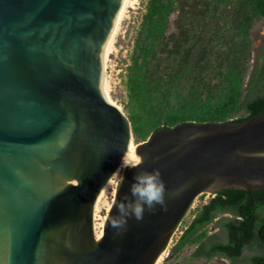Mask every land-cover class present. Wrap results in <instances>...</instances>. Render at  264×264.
<instances>
[{
    "label": "water",
    "instance_id": "obj_1",
    "mask_svg": "<svg viewBox=\"0 0 264 264\" xmlns=\"http://www.w3.org/2000/svg\"><path fill=\"white\" fill-rule=\"evenodd\" d=\"M120 3L0 0V264H157L201 193L264 189V111L184 122L128 153L96 238L95 201L134 142L129 117L101 92ZM135 157L143 163L127 167ZM154 169L163 204L139 221L121 215L136 173Z\"/></svg>",
    "mask_w": 264,
    "mask_h": 264
},
{
    "label": "trees",
    "instance_id": "obj_2",
    "mask_svg": "<svg viewBox=\"0 0 264 264\" xmlns=\"http://www.w3.org/2000/svg\"><path fill=\"white\" fill-rule=\"evenodd\" d=\"M230 5L232 33L221 44L209 21ZM262 18L264 0H147L122 103L135 145L184 122H241L263 112L264 70L255 66L249 73L252 30ZM262 49L264 57V44ZM210 223L218 230L208 235ZM195 242L196 258L220 255L240 264L249 248L257 253L248 257V264H264V189L213 194L197 209L172 252Z\"/></svg>",
    "mask_w": 264,
    "mask_h": 264
},
{
    "label": "rangeland",
    "instance_id": "obj_3",
    "mask_svg": "<svg viewBox=\"0 0 264 264\" xmlns=\"http://www.w3.org/2000/svg\"><path fill=\"white\" fill-rule=\"evenodd\" d=\"M146 2L147 0H138V3L134 5V7L128 8L127 15L122 21L119 33L115 38L116 42L114 51L111 53L110 60L108 61L107 66L104 70V84L107 90V98L110 101L115 102L121 109H123L122 103L127 100V92L124 84L126 68L130 62V56L134 47L135 37L137 35V31L139 29L143 14L146 10ZM224 9V14H221L220 11L219 16L217 15L218 18L216 19V21H209V28L213 32L219 31L216 39H220L221 44L224 42L225 38L228 37V34L232 33V25L230 23L231 18L229 15L231 5L224 7ZM252 38L253 47L249 68L250 74L253 69L256 68L255 66H258L259 68L263 67L264 59L262 56L263 49L261 46H263L264 44V18L255 23L252 30ZM216 39L214 44L217 42ZM208 71V75L210 77L214 75L212 74V71L210 69H208ZM245 95H247V91L245 92ZM238 115H244V111H241ZM134 142L128 148V151H131L136 146ZM125 164L126 159H123L118 166V170L114 175L111 183L109 184L99 202L98 208L94 215V230L96 237L98 236L99 231L104 225L108 211L114 201L117 185L122 179ZM212 197L213 194L209 192L201 193L198 197H196L187 213L185 214L180 225L174 232L167 248L165 249L157 264H232L229 259L220 255L214 256L209 259L204 257L196 258L195 256H193V252L197 248L198 242L187 244L181 250L174 253L172 252L174 244L182 234L183 230L194 218L197 209L204 203L208 202ZM205 229L207 231V234L210 235L214 232H217L218 227L215 225V223H210ZM220 238L223 237L220 236ZM256 253L257 250L249 248L244 249L240 264H248V257Z\"/></svg>",
    "mask_w": 264,
    "mask_h": 264
},
{
    "label": "clouds",
    "instance_id": "obj_4",
    "mask_svg": "<svg viewBox=\"0 0 264 264\" xmlns=\"http://www.w3.org/2000/svg\"><path fill=\"white\" fill-rule=\"evenodd\" d=\"M142 163L143 159L141 157H135L134 162L126 166L137 168ZM165 191V184L158 169L151 172L146 170L137 172L130 186L131 196L134 199L128 200L126 197L125 204L116 206L117 211L127 218L134 216L136 220H142L145 207L151 211L157 204H163ZM126 222V219L114 222L113 227H122Z\"/></svg>",
    "mask_w": 264,
    "mask_h": 264
},
{
    "label": "bare ground",
    "instance_id": "obj_5",
    "mask_svg": "<svg viewBox=\"0 0 264 264\" xmlns=\"http://www.w3.org/2000/svg\"><path fill=\"white\" fill-rule=\"evenodd\" d=\"M138 3V0H121V3H120V6H119V9L117 11V14H116V17H115V20L113 22V25H112V28H111V31L109 33V36H108V39H107V42H106V46H105V52H104V58H103V64H102V76H101V92L103 93V95L107 98V90H106V86L104 84V70L107 66V63L108 61L110 60V55L111 53L114 51V48H115V38L117 36V34L119 33V30H120V25L122 23V21L124 20V18L126 17L127 15V12H128V8L130 7H134V5H136ZM108 99V98H107ZM108 101H110L108 99ZM114 104H116L115 102L113 101H110ZM117 105V104H116ZM119 107V106H118ZM120 108V107H119ZM121 109V108H120ZM133 141L130 143L129 147L132 145ZM128 147V148H129ZM137 145L134 147L136 148ZM130 151H128V149L126 150V152L124 153L123 157H122V160L123 159H126L127 160V155ZM120 165V164H119ZM125 168V167H124ZM118 170V167L114 170V172L112 173L111 177L108 179V181L106 182V184L103 186V188L101 189L96 201H95V205H94V213L93 215H95L96 213V210L98 208V205H99V202L104 194V192L106 191V189L108 188L109 184L111 183L114 175L116 174ZM105 224V223H104ZM103 228H104V225L102 226L101 230L99 231V234L98 236L96 237L97 239L100 237L102 231H103ZM163 254V253H162ZM162 256V255H161ZM160 256V258H161ZM159 258V259H160ZM159 259H158V262H159ZM157 262V263H158Z\"/></svg>",
    "mask_w": 264,
    "mask_h": 264
},
{
    "label": "flooded vegetation",
    "instance_id": "obj_6",
    "mask_svg": "<svg viewBox=\"0 0 264 264\" xmlns=\"http://www.w3.org/2000/svg\"><path fill=\"white\" fill-rule=\"evenodd\" d=\"M262 47V46H261ZM263 56V55H262ZM263 59H264V57H263ZM260 70H264V60H263V67H261V68H259Z\"/></svg>",
    "mask_w": 264,
    "mask_h": 264
},
{
    "label": "built area",
    "instance_id": "obj_7",
    "mask_svg": "<svg viewBox=\"0 0 264 264\" xmlns=\"http://www.w3.org/2000/svg\"><path fill=\"white\" fill-rule=\"evenodd\" d=\"M180 225V224H179Z\"/></svg>",
    "mask_w": 264,
    "mask_h": 264
}]
</instances>
